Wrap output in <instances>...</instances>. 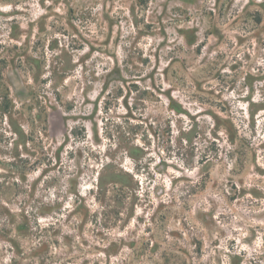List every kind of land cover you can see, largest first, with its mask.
<instances>
[{"label":"rangeland","instance_id":"rangeland-1","mask_svg":"<svg viewBox=\"0 0 264 264\" xmlns=\"http://www.w3.org/2000/svg\"><path fill=\"white\" fill-rule=\"evenodd\" d=\"M6 93L0 264H264V0H0Z\"/></svg>","mask_w":264,"mask_h":264},{"label":"trees","instance_id":"trees-1","mask_svg":"<svg viewBox=\"0 0 264 264\" xmlns=\"http://www.w3.org/2000/svg\"><path fill=\"white\" fill-rule=\"evenodd\" d=\"M59 67H55L54 74L57 75L59 73ZM63 76H61L62 78ZM16 107L15 103L10 99L9 94H5L0 98V115L4 118L12 119L13 109Z\"/></svg>","mask_w":264,"mask_h":264}]
</instances>
